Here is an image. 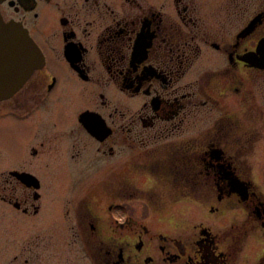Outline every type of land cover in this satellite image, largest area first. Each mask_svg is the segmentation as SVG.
I'll return each mask as SVG.
<instances>
[{
  "label": "flooded vegetation",
  "instance_id": "af4514ba",
  "mask_svg": "<svg viewBox=\"0 0 264 264\" xmlns=\"http://www.w3.org/2000/svg\"><path fill=\"white\" fill-rule=\"evenodd\" d=\"M0 15L43 54L0 101V264H264V0Z\"/></svg>",
  "mask_w": 264,
  "mask_h": 264
},
{
  "label": "water",
  "instance_id": "95a60500",
  "mask_svg": "<svg viewBox=\"0 0 264 264\" xmlns=\"http://www.w3.org/2000/svg\"><path fill=\"white\" fill-rule=\"evenodd\" d=\"M36 55L27 30L0 19V99L16 91L30 76L37 66Z\"/></svg>",
  "mask_w": 264,
  "mask_h": 264
},
{
  "label": "rangeland",
  "instance_id": "374dc122",
  "mask_svg": "<svg viewBox=\"0 0 264 264\" xmlns=\"http://www.w3.org/2000/svg\"><path fill=\"white\" fill-rule=\"evenodd\" d=\"M15 144H16L15 138L14 137L5 138L2 134L0 127V150L3 152L4 149H8V151H10L11 154H14L13 147H15ZM258 150L264 151V141H262L258 145ZM1 151H0V173L1 170L4 168V164H2L3 159H2Z\"/></svg>",
  "mask_w": 264,
  "mask_h": 264
}]
</instances>
